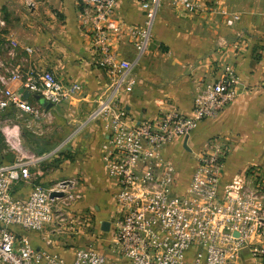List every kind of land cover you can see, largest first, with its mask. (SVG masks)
Returning <instances> with one entry per match:
<instances>
[{"label": "built area", "instance_id": "obj_1", "mask_svg": "<svg viewBox=\"0 0 264 264\" xmlns=\"http://www.w3.org/2000/svg\"><path fill=\"white\" fill-rule=\"evenodd\" d=\"M135 1L143 11V24L116 16L118 0H80V24L90 35L97 64L107 77L87 120H99L105 134L101 159L113 185L115 209L108 219L109 230H101L100 221V234L76 248L70 261L50 249L51 238L37 247L30 234L49 226L59 234L84 232L82 227L66 225L63 211L75 180L48 187L35 183L25 196L16 195L13 188L30 184L35 178L31 169L55 151L34 152L24 145V130L42 135L54 118L53 107L74 98L82 86L64 84L49 70L23 72L10 61L15 42L0 43V264H264L263 167L253 164L222 184L228 148L211 137L194 153L196 167L178 190L177 164L164 153L168 144L189 136L199 121L216 117L236 99V72L225 67L202 85L190 115L173 108L153 118L132 120L121 96L135 84L133 68L148 50L160 5L169 2L187 14L199 9L195 0ZM4 24L0 18V25ZM124 42L134 48L132 59L118 53ZM24 50L34 52L30 46ZM15 82L18 86L11 87ZM20 89L38 94L52 107L31 96L25 99ZM52 191L63 195L51 197Z\"/></svg>", "mask_w": 264, "mask_h": 264}, {"label": "crops", "instance_id": "obj_2", "mask_svg": "<svg viewBox=\"0 0 264 264\" xmlns=\"http://www.w3.org/2000/svg\"><path fill=\"white\" fill-rule=\"evenodd\" d=\"M195 1L199 9L189 14L162 2L148 50L133 68L135 84L121 96L128 116L135 121L173 108L190 115L202 85L217 78L225 67L235 70L236 99L216 117L199 121L188 136L187 147L184 138H178L164 149L165 155L177 164L178 190L189 182L196 167L194 153L211 137H217L228 148L222 184L253 164L264 169V0ZM81 8L80 0H0V18L5 22L0 25V43L12 40L16 44L10 61L23 72L31 68L49 70L64 84L79 82L82 86L74 98L53 107L56 123L42 134L48 138L39 136L38 143H29L39 153L45 151L39 146L69 143L82 156L73 162H55L49 170L45 163L52 160L42 162L31 169L34 180L13 191L25 196L35 183L80 175L84 183L79 189L93 207L100 211L101 205L94 201L106 198L114 211L113 185L101 159L105 134L99 120H87L105 89L107 77L97 64L98 54L90 35L80 24ZM116 16L137 24H143L145 19L135 0H118ZM25 46L34 48V52L27 54ZM134 52L128 42L118 47L119 55L127 59H132ZM16 86V82L11 84ZM5 159L11 160L12 156ZM46 230L31 233L32 243L43 246L45 239L51 238L50 249L66 261L78 248L72 240L78 235L90 238L85 231L65 230L59 234L51 232V226Z\"/></svg>", "mask_w": 264, "mask_h": 264}, {"label": "rangeland", "instance_id": "obj_3", "mask_svg": "<svg viewBox=\"0 0 264 264\" xmlns=\"http://www.w3.org/2000/svg\"><path fill=\"white\" fill-rule=\"evenodd\" d=\"M55 119L52 120V123L54 125ZM50 125V124H49ZM49 125L47 127H49ZM24 145L29 144L31 141L36 140L38 143V140H40L41 136L42 138H48V135H36L30 131H26L24 130ZM44 136V137H43ZM3 139H2V135H0V154L1 151L3 149ZM63 145V146H61ZM61 145L58 146H53L50 145L48 146V148H44L43 146H39V148H42V150H45L43 152H53V155L47 159L46 161L52 160L51 162H46V166H47V170H49L52 165L55 162L60 163L61 160H68L69 162H73L76 159H78L79 157H81L82 155L78 152L75 151L73 147H69V143H62ZM30 144L28 145V147L30 148ZM41 150V151H42ZM7 157V156H6ZM80 175H74L72 177H64L62 179H54L53 181L50 182H45V183H41L43 186H52L53 184L61 181V180H75V184L74 186L70 189V194L72 195L70 198H68L65 201V204L63 205V211L66 214L67 219H66V225H70L73 224L75 226L78 227H82L84 229V231L86 232V234H89V236H93L95 234L99 233V229H98V223L100 222V220L102 219H109L110 216L112 215V208L111 205L108 204V202H106V198L104 199H96L94 201L95 204H98L99 206L101 205V210L97 211L94 207H93V202H91V200L87 199V196H85V192L83 190H80L79 188L83 185L84 183V179L79 177ZM20 185V184H19ZM19 185H16L14 188H16L15 190H17L19 188ZM20 189V188H19ZM103 210V211H102ZM45 232H48L47 230ZM100 234V233H99ZM109 233L105 232L104 236L107 237ZM57 237V234H52V237ZM55 237V238H56ZM60 238V237H59ZM61 239V238H60ZM63 241V239H62ZM72 245L74 247H82L85 244L92 242L91 240L89 241L87 239V236H83V235H78L77 238H75L74 240L71 241ZM95 246L97 245L96 242H94ZM67 245V244H66ZM68 247V246H67Z\"/></svg>", "mask_w": 264, "mask_h": 264}, {"label": "water", "instance_id": "obj_4", "mask_svg": "<svg viewBox=\"0 0 264 264\" xmlns=\"http://www.w3.org/2000/svg\"><path fill=\"white\" fill-rule=\"evenodd\" d=\"M20 92L23 93V97L25 99H27V98H29L31 96L34 99L38 100L46 108L52 107V104L51 103L47 102L44 99H41L38 94H30L28 90H23V89H20ZM187 140H188V136H185L184 141H183L185 147H187ZM62 195H63V192L62 191H52L50 193V196L51 197L62 196ZM100 226H101V230L108 231L109 230V226H110V222L107 219H103Z\"/></svg>", "mask_w": 264, "mask_h": 264}]
</instances>
